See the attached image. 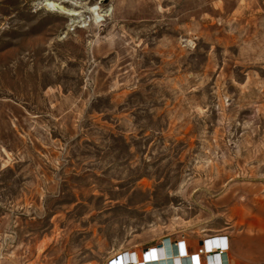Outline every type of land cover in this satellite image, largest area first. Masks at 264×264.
<instances>
[{"label": "rangeland", "instance_id": "374dc122", "mask_svg": "<svg viewBox=\"0 0 264 264\" xmlns=\"http://www.w3.org/2000/svg\"><path fill=\"white\" fill-rule=\"evenodd\" d=\"M41 1L0 0V264L217 236L264 264L257 1Z\"/></svg>", "mask_w": 264, "mask_h": 264}, {"label": "bare ground", "instance_id": "6f19581e", "mask_svg": "<svg viewBox=\"0 0 264 264\" xmlns=\"http://www.w3.org/2000/svg\"><path fill=\"white\" fill-rule=\"evenodd\" d=\"M214 1L215 0H206V3ZM256 1L264 9V0ZM200 2L201 0H184L182 7L193 8ZM41 3L47 11L69 18L71 22H73V18L81 16V13L68 9L66 7V1L64 0H42ZM86 10L91 15L93 24L99 27L104 18V16L99 13V9L94 7L91 9L86 8ZM182 11L183 9L179 10V12ZM258 11L261 13V10L258 9ZM81 27L84 28L85 26ZM216 238L217 240L215 241H211L209 238H202L201 240H194L191 238L188 241L177 240L174 242L169 238H164L160 240L159 244L143 250L140 256L133 252H137L139 248L143 246L142 244L135 245L132 249L117 253L118 255L111 261L112 264H230L228 240L225 241L218 236ZM90 244L91 242L88 243L89 247ZM213 248L218 249V252L221 249L222 252L208 255V260H206L205 257L203 259L198 257L199 261L197 260L196 256L200 249L210 252ZM189 251L194 252L189 253ZM193 255L196 256L192 258ZM85 264L94 263L90 262Z\"/></svg>", "mask_w": 264, "mask_h": 264}, {"label": "built area", "instance_id": "2783aa9c", "mask_svg": "<svg viewBox=\"0 0 264 264\" xmlns=\"http://www.w3.org/2000/svg\"><path fill=\"white\" fill-rule=\"evenodd\" d=\"M257 6H258V9L261 10V13H262L261 15L264 16V9L260 6V4H258V2H257ZM209 239H211V241H215V240H217L216 237H211V238H209ZM220 239H224L225 241L227 240L226 237H222V236H220ZM223 251H224V250H223ZM225 251H226V250H225ZM219 252H222V250L220 249ZM219 252H218V249H216V248H213L210 252H206L205 250L200 249V250L198 251L197 256H196V255H193L192 258H194V257L196 256V257H197V260L199 261V258H198V257H202V258L205 257L206 260H208V259H209V256H208V255L217 254V253H219Z\"/></svg>", "mask_w": 264, "mask_h": 264}, {"label": "crops", "instance_id": "0c3cea01", "mask_svg": "<svg viewBox=\"0 0 264 264\" xmlns=\"http://www.w3.org/2000/svg\"><path fill=\"white\" fill-rule=\"evenodd\" d=\"M228 240V239H227ZM200 245V244H199ZM228 245H229V260H230V264H238V262L237 261H235L233 258H232V256H231V251H230V241L228 240ZM188 250H190V249H188ZM192 252H194V251H192ZM192 252H190L189 251V253H192ZM201 259H203L202 257H201Z\"/></svg>", "mask_w": 264, "mask_h": 264}]
</instances>
